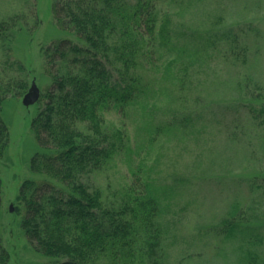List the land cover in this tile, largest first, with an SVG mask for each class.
Returning a JSON list of instances; mask_svg holds the SVG:
<instances>
[{"label":"trees","instance_id":"trees-1","mask_svg":"<svg viewBox=\"0 0 264 264\" xmlns=\"http://www.w3.org/2000/svg\"><path fill=\"white\" fill-rule=\"evenodd\" d=\"M194 1L180 0V6L176 0L53 1L57 21L70 27L78 41L62 39L43 49L51 83L41 92L43 105L31 123L42 145L31 167L45 178L24 180L17 195V213L33 248L53 258L40 264H166L171 219L165 213L174 205L178 179L162 181L155 147L163 137L183 134L185 121L177 117L176 106L184 89H191L192 71L215 57L219 42L230 39L235 49L238 38L229 28L221 35L204 28L191 39V31L175 17ZM18 19L20 15L0 21L1 40ZM240 54L245 62V50ZM28 76L19 59L2 62L0 157L10 141L2 105L11 95L25 94ZM151 107L172 109V115L154 122ZM134 110L141 122L130 133L126 118ZM263 110L250 107L249 112L256 118ZM112 111L121 123L108 122ZM120 160L128 173L117 190L105 194L87 180ZM238 204L222 220V240H240L239 264H264V249H258L264 245V223L251 221L264 213ZM10 259L0 238V264Z\"/></svg>","mask_w":264,"mask_h":264},{"label":"rangeland","instance_id":"rangeland-1","mask_svg":"<svg viewBox=\"0 0 264 264\" xmlns=\"http://www.w3.org/2000/svg\"><path fill=\"white\" fill-rule=\"evenodd\" d=\"M53 1L0 0V21L20 15L7 31V39H0V67L6 59H19L28 68L29 85L35 79L42 93L51 83L44 47L62 39L78 41L70 27L57 21ZM175 5L180 6V0ZM175 20L191 31L193 40L197 37L192 35L204 28H211L212 35L229 28L238 38L233 42L235 49L230 39L219 42L215 57L192 71L191 89H184L181 105L176 106L180 108L177 117L185 121L183 134L163 137L155 147L162 181L178 179L174 205L165 213L171 219L165 238L166 264H239L240 240L224 242L220 228L236 201L264 213V110L256 118L249 112L250 107L264 109V0H195ZM42 105L40 101L25 105L23 95H11L2 105L10 141L0 157V238L11 254L9 264L53 260L33 248L17 213L23 181L45 178L31 167L33 155L42 150L31 127ZM151 108L154 122H165L172 115V109ZM106 116L108 122L121 123L122 117L114 111ZM140 122V112L132 111L126 118L130 133H136ZM127 171V164L120 160L91 173L87 180L110 194L121 186ZM251 221L261 224L264 217Z\"/></svg>","mask_w":264,"mask_h":264},{"label":"water","instance_id":"water-1","mask_svg":"<svg viewBox=\"0 0 264 264\" xmlns=\"http://www.w3.org/2000/svg\"><path fill=\"white\" fill-rule=\"evenodd\" d=\"M41 97V90L40 87L38 86L37 82L35 79L32 80L31 85L29 86L28 90L25 92L23 95V103L25 105H32L36 102ZM11 211L13 210V205H10Z\"/></svg>","mask_w":264,"mask_h":264}]
</instances>
